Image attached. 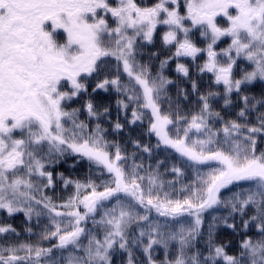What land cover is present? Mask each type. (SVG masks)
Segmentation results:
<instances>
[{"label":"snow or ice","instance_id":"6c2138e0","mask_svg":"<svg viewBox=\"0 0 264 264\" xmlns=\"http://www.w3.org/2000/svg\"><path fill=\"white\" fill-rule=\"evenodd\" d=\"M159 25L166 28L163 44L174 52L161 60V73L152 77L147 65L136 61L137 46L138 39L152 43ZM197 34L204 46L197 43ZM221 42H226L227 47H219ZM109 57L122 63L129 85L132 81L135 85L122 84L118 74L115 78H100L108 70ZM181 57L189 58L199 74H211L215 89L210 87L201 94L190 79L189 66L179 62ZM201 58L203 62L196 63ZM170 59L177 60V73L190 79L192 92L200 101L199 112L190 120L178 110L180 98L188 99L185 89L178 88L175 111L161 110L166 86L173 83L162 74ZM240 60L247 61L251 70L242 69L237 76L234 69ZM89 77L96 79L93 92L114 89L137 108L150 110L149 132L160 143L197 164L214 161L219 167L207 178L201 177L202 186L189 189L190 196L183 200L156 195L152 190L157 183L153 175L148 176L145 191L138 182L145 179L136 172L139 166L134 165L131 172L122 166L127 158L121 147L114 145L113 154L99 124L95 132H86L88 126L79 120L80 109L68 110L81 93H88ZM257 82H264V0H155L151 6H142L137 0H115L114 4L110 0H0V209L9 216L23 212L31 219L34 205H43L55 217L73 218L74 222L69 221L71 228L63 232L53 218L55 231L46 232L43 238L55 237L58 243L53 248L64 250L71 246L76 254L70 252L64 260L51 259L43 264H113L116 248L128 254L127 264H135L132 249L138 246H143L147 264H156L152 257L154 246L165 249L163 264H264V238L243 240L239 256L229 255L226 245L214 242L218 226L236 231L234 217L213 218L207 256L192 251L203 224L202 213L221 204V189L240 181L251 182L252 187L246 196L237 193L227 201L229 216L240 213L241 227L247 230L252 225L264 237V152L257 154L256 147L257 138L264 139V99L245 94L247 86ZM234 94L240 102L239 110L235 119L225 120L221 112L213 110L210 98L221 99L227 109L234 103ZM165 102L173 108L170 98ZM117 105L129 108L124 100H118ZM85 108L90 118L101 114L91 100ZM103 111L107 113L109 109L105 107ZM253 112L258 113L255 123L249 119ZM144 115L133 109L130 123L142 120ZM213 118L223 122L222 141L217 139L219 132L210 127ZM180 121L186 127L181 135L177 126L173 138L168 126ZM114 128L120 131L124 125L117 120ZM193 129L207 139L188 143ZM221 142L228 145L227 150L207 147ZM134 144L150 152L147 146ZM65 154L102 165L113 180L104 185L103 191H97L91 182H77L75 196L62 205L67 211L60 212L48 196L41 194L37 198L36 194L42 187L54 186L53 172L46 162L59 163ZM33 177L40 178L39 182ZM81 188L91 191L82 194ZM121 193L129 199H121ZM112 198L114 205L106 208L99 221H93L102 226L103 239L89 231L87 245L82 244L85 228L81 222ZM80 205L86 210L83 214L73 210ZM137 205L144 209L143 214ZM249 207L255 209V214L244 219ZM153 209L158 216L177 221L178 230L150 219ZM185 214L194 218L187 227L180 220ZM15 232L11 225H0V235ZM169 249L174 252L170 258ZM51 255L52 248L30 244L0 246V264H42L41 258Z\"/></svg>","mask_w":264,"mask_h":264},{"label":"trees","instance_id":"16d2710c","mask_svg":"<svg viewBox=\"0 0 264 264\" xmlns=\"http://www.w3.org/2000/svg\"><path fill=\"white\" fill-rule=\"evenodd\" d=\"M155 0H137V3L142 6H151ZM223 21L221 18L219 19ZM166 30L165 26L159 25L156 32L154 33L152 43H144L140 46V49L137 52V62L140 64L147 65L149 73L152 77H156L161 73L160 62L172 55L174 49L166 47L163 44L162 36ZM197 39L200 46H204L203 42L200 41L198 34ZM227 45V44H226ZM225 45V46H226ZM219 47H221L219 45ZM152 53H157L158 55H151ZM180 63H185L186 66L190 68V79L194 80L197 84L199 92L201 94H206L209 88L215 89L216 85L212 83L211 74H199L196 70L195 64L189 58H179ZM203 59H199L196 63H202ZM177 60L170 59L167 67L163 69V76L169 80H172V84L167 85L166 95L161 99V110L163 112L175 111V101L177 100V92L179 89H185L189 93L188 99L184 100L180 98L179 111L182 115L191 119L193 114H196L200 110V101L198 95L192 92L191 82L189 78H185L183 75L177 73L176 71ZM247 68L251 70L247 61L240 60L238 61L237 70L234 72L237 76L240 75L242 69ZM107 72L101 75L107 76L108 78H115L117 75L114 71H109L107 66ZM121 83L123 84V76H120ZM96 79L89 77L87 79L88 93H81L79 97L73 100L70 104L68 110L72 108L80 109L79 120L83 121L88 127L85 129L86 132H95L96 125L99 124L100 128L103 129L102 135L105 140L110 145V151L114 154L115 147L114 145H119L121 147L122 155L127 159L123 161L126 164L128 161H138L142 169L149 168L151 170L158 169L163 165H173L174 162H177V154L172 151L170 148H166L165 145L159 142L158 137L155 134L149 132V126L144 123L136 122L131 124L132 120V109L129 107L127 110L122 107L118 108L117 101L124 100L120 93L116 92L114 89H110L105 92L103 90H97L93 92L92 89L95 86ZM245 94L254 97L256 100L264 99V82H257L255 84L247 86ZM171 99L173 102V108H169V104L165 102L168 99ZM91 100L94 105L100 111L99 117H89L85 108L86 102ZM234 103L227 109L223 108V101L219 98H210V103L214 111L221 112V115L224 116L225 120L235 119L236 113L239 110L240 102L236 98V95H233ZM126 102V101H125ZM107 107L109 111L104 113L103 109ZM264 111V109H261ZM258 113L253 112L250 116V121L252 123L256 122V115ZM119 120L123 125V130L117 131L114 128L115 123ZM184 122V121H183ZM211 127L218 130L220 125H223L221 121L213 118L211 120ZM220 136V134H219ZM134 142L140 143L142 146H147L150 149V152H144L143 148H136ZM159 144V146H157ZM257 154L264 152V139L257 138ZM46 167L48 170L53 172L54 177V186L43 188V192L54 202L65 203L70 198L76 194V183L79 182L81 185H86L89 182L97 186L98 191L104 190V182L107 179L108 173L105 168H95L94 164L89 162L86 158H80L76 155L65 154L60 158L59 163L48 164L46 162ZM164 171L163 169H161ZM61 174L63 179H61ZM71 181V183L65 185L64 181ZM252 187L251 182L240 181L231 185L227 189L220 192L221 204H218L212 208L210 211L204 212V227H202L201 232L205 234L206 239H209V225L213 223V218L217 219L227 217L229 220L235 218V223L237 225L236 231L227 229L225 227L218 226L213 233L214 242L216 244L226 245V250L229 255L239 256L240 253V244L245 239H252L253 241L262 239L259 230L250 225L247 230L241 227V216L240 213H233L232 216H229L231 212L230 206H226L227 201L233 199L237 193L241 196H246L249 189ZM83 188L80 189L82 191ZM87 190V188H85ZM106 202V201H104ZM103 202V204H104ZM224 202V203H223ZM143 209V208H142ZM82 213L86 210L82 206ZM253 214H255V209L249 207L245 209L244 219H249ZM0 225H11L16 229L15 233H9L5 235H0V246H10V245H19V244H30L33 246H39L42 248H52V255L49 257H42V263L49 258L55 257L61 251V249L53 248V245L58 243V240L49 237L44 239V234L46 232H51L50 228L47 226L46 222L43 220L32 221L27 218L23 213H14L11 216L8 215L6 210L0 211ZM31 229V231H28ZM208 233V237H207ZM204 236V235H203ZM140 250H137L133 253V258L138 260L141 255H138ZM159 254L155 256L157 264H163L165 260V253L162 250L158 249ZM173 255L171 253L169 258ZM120 254L118 252L114 253L112 259L113 264H118ZM145 264H147V257ZM123 262L126 264L128 260V254L123 251L122 254ZM121 259V260H122ZM142 264V263H140Z\"/></svg>","mask_w":264,"mask_h":264},{"label":"rangeland","instance_id":"374dc122","mask_svg":"<svg viewBox=\"0 0 264 264\" xmlns=\"http://www.w3.org/2000/svg\"><path fill=\"white\" fill-rule=\"evenodd\" d=\"M110 2H112L114 4L115 0H110ZM180 2L183 3V0H180ZM219 19L220 18H218V20ZM110 22H111V20H110ZM221 23L223 24L224 22L221 21ZM197 42L199 43L198 39H197ZM144 43H146V42L138 39L137 52L140 49V46L143 45ZM226 44H227L226 42H221V44H220L221 48L227 47ZM107 60H108L107 66L109 67V71H114L116 73L115 75L118 74L120 76H123L124 77V78H122L123 84L129 85V77L123 71L122 63L117 62L112 57L107 58ZM136 61H137V55H136ZM137 63L140 64V62H137ZM234 70L236 71L237 68ZM132 85H135L134 81H132L131 85H129V86L131 87ZM136 87L138 88V86H136ZM166 91H167V86L165 89V93H166ZM120 94L123 97L124 101H126V103H129V107H131L132 110L137 109L139 112L145 113L143 119L140 121H137V122L147 124L150 127V125H149V119L151 118L150 110L137 108V105L135 103H131V102L127 101V98L123 93H120ZM211 123L212 122L210 121V127H211ZM68 126L70 127V125H68ZM177 126L180 127V129H181L180 134L182 135V130L184 127H186V124L183 121H180L178 125L174 124V125L168 126L169 135L172 136L173 138H175V136H176V127ZM222 128H223V125H220L218 127V130L213 129V127H212L213 131L219 132L220 136L218 135L217 139L221 140V141L223 140ZM189 137H190V139H189L188 143H191L192 141L197 140V139H207V136L204 133H197L194 129L189 133ZM207 147L211 148L213 150H215L217 148H219L221 150H227L228 145L223 144L221 142L219 144L214 143V144L208 145ZM166 148H170V147H166ZM170 149L173 152L175 151V149H173V148H170ZM176 154H177V158H176L177 162H174L173 165H168V164L163 165L162 167H159L158 169H155V170H151L149 168H145V170H143L142 166H140L138 161L126 162L127 167H126V164L123 163V161L121 162V164L126 169V171H128V172L132 171L134 165L139 166L136 168V172L138 175L145 177V179L143 181H138V182H140L142 184V186H144L145 191H147V188H148V176L153 175L156 177V180H157L156 185L152 186V190L156 195H159L161 197V199H163L164 196L167 195L168 198L173 199V200H176V199L183 200V199L190 196V192L188 191L189 189L196 190L198 187L202 186L201 185V177L207 178L208 174L214 168L219 167V165L216 164V162H214V161H210L207 164H197L193 161H190L187 157L181 156L178 152H176ZM93 164H94V167L98 168V169L103 167L102 165H97L95 163H93ZM174 168L179 169V172L173 171ZM161 169H163L164 171H162ZM33 179H35L37 182H39V180H40V178H38V177H33ZM112 180H113V176L108 173L107 179L103 185L111 183ZM112 186H114V185H112ZM225 189H227V188H225ZM225 189H221V191H223ZM43 190L44 189L42 187L41 192L36 194L37 198H40L41 194L45 195ZM90 191H91L90 188H87V190L85 188H83L81 193L82 194H88V193H90ZM119 195H120L121 199H124V200L129 199L128 197H125L123 195V193H121ZM219 196H220V194H219ZM52 202L57 206L56 207L57 211H60V212L67 211V209L62 207V205L65 204L66 202L65 203L54 202V201H52ZM114 203H115V198H112L111 200L104 202V205H105L104 208H98L97 213L95 215L89 214V216L86 218V220L81 222L80 226L85 228V235L81 237L82 244L87 245V242H88L87 233L89 231L92 234L96 235L97 238L103 239L104 233L102 231V226L94 225L93 221L94 220L99 221L103 212L106 210V208L113 206ZM82 206L83 205H80L78 209H73V210H79L81 212V214H83L82 213L83 212ZM34 208H35V210L33 211L32 215H31V219H29L28 217L27 218L29 220H32V221H39V220L45 221L47 226L50 228L51 231H55V225L52 222L53 218L60 223V227H61L62 232L71 228L72 225L69 223V221L74 222L72 217H68V216L55 217L54 213H48V211L43 208V205H34ZM137 210L139 211L140 214L144 213V209L140 208L138 205H137ZM210 210H212V208H210L206 211L208 212ZM0 211H3V210L0 209ZM37 211L40 212L39 216L36 215ZM17 213H23V212H17ZM202 216H203L202 227H204V221H205L204 212L202 213ZM150 219L157 220L161 223H167L170 227L175 226V230H178V228H179V224L177 221H173L170 218L158 216L154 209L150 213ZM193 219H194L193 217L187 216L186 214L183 217H180L181 221L186 222L185 227H187ZM202 227H201V229H202ZM133 229H135L136 234L138 235V229H136L135 225H133ZM201 229H200V235L196 238L195 241H193L194 246H193L192 251L193 252L199 251L202 254V256H207L208 255V240L209 239L208 238L206 239L205 234H203L201 232ZM208 233H209V231H208ZM208 233H207V237H208ZM53 238H55V237H53ZM55 239H57V238H55ZM145 241H146V238H145ZM158 249L162 250L165 253V249L163 247L154 246V251L152 252V257L154 260H155V256H157L160 252V251H158ZM137 250H140V252L138 251L139 254H137V256L141 255V257H139L138 260L134 259L135 264H140V263L145 264L146 258L144 257V255L146 257H147V255L143 251V246L134 247L132 249V252L135 253ZM70 252L72 254H76L75 250L72 249L71 246H69V249L61 250L58 255H56L55 257L46 259L45 261H49L51 259L64 260L65 258L68 257ZM116 252H118V254H120V257L118 259L119 261L117 263L122 264V262H123V259H122L123 250L116 248V250L112 254V259L114 257V253H116ZM171 253L174 254L173 250L169 249V255ZM127 262H128V260H127ZM156 264H157V262H156Z\"/></svg>","mask_w":264,"mask_h":264}]
</instances>
